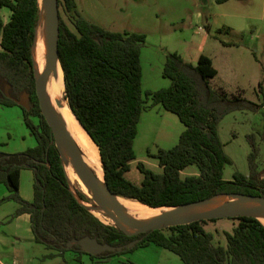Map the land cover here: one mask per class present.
Returning a JSON list of instances; mask_svg holds the SVG:
<instances>
[{
  "label": "trees",
  "instance_id": "trees-1",
  "mask_svg": "<svg viewBox=\"0 0 264 264\" xmlns=\"http://www.w3.org/2000/svg\"><path fill=\"white\" fill-rule=\"evenodd\" d=\"M58 7L64 97L96 145L105 183L114 195L153 208L181 206L222 193L264 197L255 136H248V175L235 172L231 180H225L223 170L232 161L224 152L217 129L225 115L256 112L264 103L213 88L210 82L217 70L204 54L192 64L177 53H168L162 76L170 81L169 86L143 92L140 52L145 35L111 31L95 24L82 16L75 0H58ZM39 16V0H0V104L17 105L15 99L28 95L29 108L20 107L36 141L34 148L23 153L0 152V184L8 191L2 201L19 205L14 216L30 215L35 243L49 251L44 258L61 257L66 251L89 255L79 245L67 244L90 237L112 246L139 239L131 248L89 255L100 261L153 244L177 255L183 264H264V225L253 217L229 218L237 224L231 232L223 231L226 244L222 246L214 243L213 235L204 228L217 219L128 236L117 226L103 223L78 202L68 186L35 93L32 46ZM6 86L10 97L5 94ZM263 90L261 79L258 91L263 94ZM156 105L175 114L184 130L175 146L158 151L155 158L161 172L137 162L142 180L134 183L126 175L136 160L133 146L137 125L142 112ZM261 140L264 142V133ZM190 166L197 168V174L182 177V171ZM23 169L32 170L34 175L31 202L19 195V173ZM76 193L82 202L92 203L82 191L77 189Z\"/></svg>",
  "mask_w": 264,
  "mask_h": 264
},
{
  "label": "rangeland",
  "instance_id": "rangeland-1",
  "mask_svg": "<svg viewBox=\"0 0 264 264\" xmlns=\"http://www.w3.org/2000/svg\"><path fill=\"white\" fill-rule=\"evenodd\" d=\"M76 1L82 16L95 24L111 31L145 35L140 52L143 92H154L169 86L170 81L162 76L168 53H177L189 62L199 53L213 60L219 72L215 82L228 93L241 94L257 104L264 103V90L263 94L258 91V82L264 79V0ZM198 27L205 29V32L198 33ZM217 129L224 152L232 161L231 165L225 166L223 178L231 180L235 172L248 175L250 134L255 136L259 149L256 163L264 176V142L261 140V134L264 133V105L256 112L234 111L225 115ZM183 130L184 126L178 117L160 105L143 111L133 146L136 160L131 163L126 177L134 183H140L142 175L136 169L137 162L154 172H161L155 158L158 151L175 146ZM3 131L4 124L0 126V132ZM195 174L197 168L190 166L182 171L181 176ZM0 191L3 193L0 215L7 216L0 219V236L10 246L12 242H17L13 237L19 228L13 215V206L16 204L10 200L2 201L8 191L4 187ZM103 223L113 225L110 220ZM236 224L235 220L217 219L207 222L204 228L213 235L214 243L225 246L223 231L231 232ZM20 228L23 230V226ZM36 247L40 251L43 249L40 245ZM35 264H41V261L36 260ZM100 264L183 262L172 252L150 244L113 255Z\"/></svg>",
  "mask_w": 264,
  "mask_h": 264
},
{
  "label": "water",
  "instance_id": "water-1",
  "mask_svg": "<svg viewBox=\"0 0 264 264\" xmlns=\"http://www.w3.org/2000/svg\"><path fill=\"white\" fill-rule=\"evenodd\" d=\"M40 26L43 27V30L46 35V53L44 57V67L42 71H39L38 67L35 65L32 56L35 93L38 99L40 112L44 117L46 124L51 130L53 143L61 158L64 171L65 165L69 163L74 169L79 181L84 185L87 190H89L93 194L96 204L104 212L105 216L111 220L113 225L117 226L126 235L134 236L138 234L149 233L151 231L163 230L169 227L187 225L201 220L253 217L260 222L259 218L264 219V197L240 193H222L181 206L162 207L168 208L170 210L146 220H138L127 216L116 199L127 198L114 195L108 189L107 184L105 183V179L103 187L100 182L99 176L85 162L81 149L73 142L64 123L58 117L56 112L50 109L47 100V78L50 75L51 71L55 68L56 63L59 62L58 0H44L43 8L40 7V16L36 27L34 43L32 46V53L35 47L37 30ZM8 89L9 86H6L5 94L7 97H10ZM15 102L23 108H29V97L26 93H24L20 99H15ZM67 183L70 188V191L73 193L74 197L78 200V202H80L86 209H88L93 214L91 207L86 203L82 202L78 198L76 191L71 189L68 179ZM86 197L88 196L86 195ZM138 241L139 239H135L126 245L112 246L109 244H101L96 239L90 237H84L79 240L74 239L73 241L69 242L67 246L70 247L74 244L79 245L85 253L95 256L103 252H115L121 251L124 248H131Z\"/></svg>",
  "mask_w": 264,
  "mask_h": 264
},
{
  "label": "crops",
  "instance_id": "crops-1",
  "mask_svg": "<svg viewBox=\"0 0 264 264\" xmlns=\"http://www.w3.org/2000/svg\"><path fill=\"white\" fill-rule=\"evenodd\" d=\"M75 2L78 7L76 0ZM199 55L198 53L195 59L190 60V62L195 64ZM211 61L213 64L212 59ZM218 74L219 72L217 70V75L210 82L211 86H214L213 88L215 89L222 88L219 83L215 82ZM0 120V126L2 124L5 126V131L0 132V152L5 154L23 153L36 146L34 137L25 125L23 110L20 105L5 106L0 104ZM33 183V171L30 169L21 170L19 173V195L24 201L31 202L33 200ZM3 187L6 189L4 185L0 184V190L3 191ZM1 197H3V193L0 191ZM15 204L13 209L16 211L19 205L16 202ZM7 208H10V206ZM6 217L4 214L0 215V219H5ZM14 218L19 227L13 236L17 242H12L9 246V243L0 236V264H35L36 260H40L41 264H86L85 262H90L89 264H100L110 258L100 261L90 258L89 255L66 251L61 257L45 259L44 256L49 251L42 245H40L43 247L42 251L38 250L39 247H36L39 244H36L34 241L31 231L30 215L28 213H22L14 216ZM20 226H23V230ZM46 260L48 261L46 262Z\"/></svg>",
  "mask_w": 264,
  "mask_h": 264
},
{
  "label": "bare ground",
  "instance_id": "bare-ground-1",
  "mask_svg": "<svg viewBox=\"0 0 264 264\" xmlns=\"http://www.w3.org/2000/svg\"><path fill=\"white\" fill-rule=\"evenodd\" d=\"M43 1L44 0H39V5L41 8H43ZM45 36L46 35L43 27L40 26L37 30L35 47L32 53L33 60L39 71L43 70V57H45L46 53ZM46 96L50 109L55 111L58 117L64 123L73 142L81 149V152L83 153V159L89 165V167H91L97 173L100 182L104 187V174L101 168L98 149L68 107L67 100H65L64 97L63 73L59 62L56 63L55 68L51 71L47 78ZM64 168L71 189L74 191L78 189L85 193L89 199L92 200V203L87 205L91 207L93 214L102 222L109 221L110 219L105 216L104 212L96 204L93 194L79 181L72 166L67 163ZM116 199L127 216L138 220L150 219L170 210L168 208H150L133 200L122 198ZM259 220L264 225V219L259 218Z\"/></svg>",
  "mask_w": 264,
  "mask_h": 264
},
{
  "label": "built area",
  "instance_id": "built-area-1",
  "mask_svg": "<svg viewBox=\"0 0 264 264\" xmlns=\"http://www.w3.org/2000/svg\"><path fill=\"white\" fill-rule=\"evenodd\" d=\"M197 32L198 33H204L205 32V29H203L202 27H198L197 28Z\"/></svg>",
  "mask_w": 264,
  "mask_h": 264
},
{
  "label": "flooded vegetation",
  "instance_id": "flooded-vegetation-1",
  "mask_svg": "<svg viewBox=\"0 0 264 264\" xmlns=\"http://www.w3.org/2000/svg\"><path fill=\"white\" fill-rule=\"evenodd\" d=\"M21 98V97H20Z\"/></svg>",
  "mask_w": 264,
  "mask_h": 264
}]
</instances>
